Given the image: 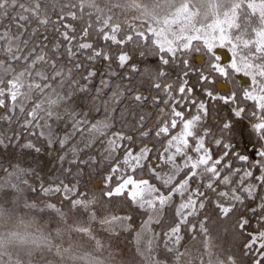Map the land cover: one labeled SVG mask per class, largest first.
I'll return each mask as SVG.
<instances>
[{"label":"snow or ice","instance_id":"1","mask_svg":"<svg viewBox=\"0 0 264 264\" xmlns=\"http://www.w3.org/2000/svg\"><path fill=\"white\" fill-rule=\"evenodd\" d=\"M157 7L0 0V213L44 221L12 233L30 264L73 234L108 253L73 264H264V0Z\"/></svg>","mask_w":264,"mask_h":264},{"label":"rangeland","instance_id":"2","mask_svg":"<svg viewBox=\"0 0 264 264\" xmlns=\"http://www.w3.org/2000/svg\"><path fill=\"white\" fill-rule=\"evenodd\" d=\"M125 2L127 3L128 0H125ZM188 2L193 4L192 24L199 27L201 24H207L210 22L212 10L206 7L208 0H188ZM216 2H221V0H216ZM135 3L138 5H147L149 8L153 5H158L156 13L158 16L163 17L166 13L171 14V11H173V9H170V5L179 7L181 4L185 3V0H135ZM197 5H199V7H197ZM127 14H137V9L130 7L127 10ZM101 114H103L102 106ZM0 130H6L3 124H0ZM39 159L44 161L45 164H49L52 158L48 157L45 153L41 154ZM49 174L50 173L47 170L44 172L45 177ZM21 220L28 222L27 228L24 224L20 223ZM37 229L47 232V227L42 218L34 215L30 211L20 209L0 213V258L4 259L5 264H30L29 254L33 253L39 245H34L31 243L30 239H21L12 233L33 232ZM99 231L102 237H107V234L104 233L103 230ZM213 235H215V231H213ZM63 239L69 241L66 232L63 234ZM121 239H123V237H121ZM127 239L131 241L132 238L131 236H128ZM190 241L191 237L188 236L182 243H189ZM70 242L74 245L73 249L69 252H65L63 259L59 256H54L53 260L55 261V264H73V261L71 260L72 252L79 253L85 250L101 258L107 257L108 253L106 249L96 248L90 241L84 240L79 235L73 234Z\"/></svg>","mask_w":264,"mask_h":264}]
</instances>
